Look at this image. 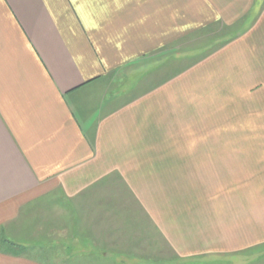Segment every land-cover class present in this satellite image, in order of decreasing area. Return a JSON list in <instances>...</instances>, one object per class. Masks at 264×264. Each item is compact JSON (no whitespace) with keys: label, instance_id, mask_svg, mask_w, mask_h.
<instances>
[{"label":"crops","instance_id":"1","mask_svg":"<svg viewBox=\"0 0 264 264\" xmlns=\"http://www.w3.org/2000/svg\"><path fill=\"white\" fill-rule=\"evenodd\" d=\"M258 2L0 0V264H264Z\"/></svg>","mask_w":264,"mask_h":264},{"label":"rangeland","instance_id":"2","mask_svg":"<svg viewBox=\"0 0 264 264\" xmlns=\"http://www.w3.org/2000/svg\"><path fill=\"white\" fill-rule=\"evenodd\" d=\"M258 4L257 6L254 8V10L252 11V16L245 18L244 20L238 22L236 25H230V26H218L216 28H213V30L211 32H206L204 34H202V36L200 37H191L189 39V60L190 63H192L196 58L202 56L203 54H205L207 52V47H213L210 49H214L216 47H219V44H221L222 42H224V40H226L229 37H232L236 34V36L238 37L240 34L246 32L249 28L252 22L255 21V19L257 18V16L259 15V12L261 11V0H258ZM213 31H216V33H212ZM216 35V36H215ZM219 39L216 42H212L209 41L208 38H212L214 37ZM212 40V39H210ZM206 50L205 52H200L199 55L197 54L199 51L201 50ZM208 54V52H207ZM151 74V72H146V74L144 75L145 81L144 82H138V83H134V80L136 79H132L133 76H130L129 79H127V77L123 81V85L125 86V92L126 94H134V93H138L140 90H143V87L146 86V81L147 78L149 77V75ZM154 75V74H153ZM152 77V76H151ZM119 87V83H117L115 88ZM131 88V89H130ZM123 89V90H124ZM55 214L52 211H43V212H38L34 217H31L32 221L37 222V220L39 219L42 222V225L44 224V220L48 221L46 226H49L51 224V220L52 221H57L56 216H54ZM39 216V217H38ZM42 216V217H40ZM40 222V223H41ZM50 223V224H48ZM44 226V225H43ZM66 235V234H65ZM63 235V236H65ZM52 235L50 236H46L45 240L51 239ZM22 242H25V240H22ZM27 242V241H26ZM65 244V247H68L67 243H63ZM149 242L146 241L143 246L148 247ZM152 243H151V247H152ZM164 247H166L165 243H163L162 241L158 240V244H157V248H156V244H155V251L151 252V256H153L154 258H169L171 257L169 251H166L167 249L162 250ZM162 250V251H161ZM69 252V251H66ZM139 253L141 255L145 254V251L140 250ZM48 254H52V256H54V254L52 253V251L49 249L48 252H44L42 256H40L41 260L43 262H45L46 264L48 263V259L47 257H49ZM147 256V255H144ZM87 262V261H84ZM83 262V263H84ZM150 264H154V263H158L155 261H149ZM165 264V262H161L160 264ZM88 264V263H85ZM169 264H184L181 262H178L177 260L174 261H170ZM186 264H205L204 261L202 260V262H196V263H186ZM207 264V263H206Z\"/></svg>","mask_w":264,"mask_h":264},{"label":"trees","instance_id":"3","mask_svg":"<svg viewBox=\"0 0 264 264\" xmlns=\"http://www.w3.org/2000/svg\"><path fill=\"white\" fill-rule=\"evenodd\" d=\"M229 40L225 41V42H222L221 44H219V46H223L224 44H226ZM5 243L8 242V241H4ZM12 244V243H11Z\"/></svg>","mask_w":264,"mask_h":264}]
</instances>
